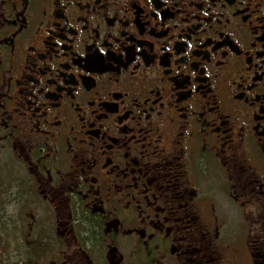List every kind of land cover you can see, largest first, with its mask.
I'll use <instances>...</instances> for the list:
<instances>
[{
	"label": "flooded vegetation",
	"instance_id": "1",
	"mask_svg": "<svg viewBox=\"0 0 264 264\" xmlns=\"http://www.w3.org/2000/svg\"><path fill=\"white\" fill-rule=\"evenodd\" d=\"M7 263L264 264V0H0Z\"/></svg>",
	"mask_w": 264,
	"mask_h": 264
},
{
	"label": "rangeland",
	"instance_id": "2",
	"mask_svg": "<svg viewBox=\"0 0 264 264\" xmlns=\"http://www.w3.org/2000/svg\"><path fill=\"white\" fill-rule=\"evenodd\" d=\"M10 208L8 207L7 210H9ZM12 256V255H11ZM10 260H14V257H11ZM9 260V262H10ZM7 264H10V263H7Z\"/></svg>",
	"mask_w": 264,
	"mask_h": 264
}]
</instances>
